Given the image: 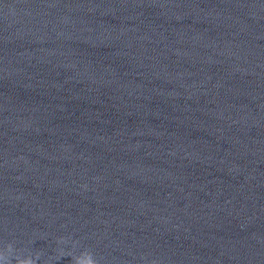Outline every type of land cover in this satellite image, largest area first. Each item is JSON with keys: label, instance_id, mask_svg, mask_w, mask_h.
<instances>
[{"label": "water", "instance_id": "obj_1", "mask_svg": "<svg viewBox=\"0 0 264 264\" xmlns=\"http://www.w3.org/2000/svg\"><path fill=\"white\" fill-rule=\"evenodd\" d=\"M0 264H264V0H0Z\"/></svg>", "mask_w": 264, "mask_h": 264}]
</instances>
